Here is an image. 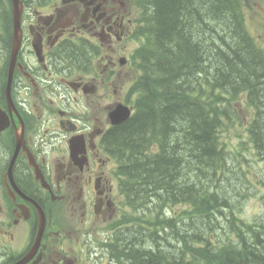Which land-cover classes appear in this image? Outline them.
I'll use <instances>...</instances> for the list:
<instances>
[{
  "label": "flooded vegetation",
  "instance_id": "af4514ba",
  "mask_svg": "<svg viewBox=\"0 0 264 264\" xmlns=\"http://www.w3.org/2000/svg\"><path fill=\"white\" fill-rule=\"evenodd\" d=\"M140 21L137 0H0V264H114Z\"/></svg>",
  "mask_w": 264,
  "mask_h": 264
},
{
  "label": "trees",
  "instance_id": "16d2710c",
  "mask_svg": "<svg viewBox=\"0 0 264 264\" xmlns=\"http://www.w3.org/2000/svg\"><path fill=\"white\" fill-rule=\"evenodd\" d=\"M137 1L135 113L110 132L133 215L110 249L113 263L264 264V216L222 221L247 175L222 138L240 106L251 114L249 152L264 162V48L246 19L253 0Z\"/></svg>",
  "mask_w": 264,
  "mask_h": 264
},
{
  "label": "rangeland",
  "instance_id": "374dc122",
  "mask_svg": "<svg viewBox=\"0 0 264 264\" xmlns=\"http://www.w3.org/2000/svg\"><path fill=\"white\" fill-rule=\"evenodd\" d=\"M247 25L251 33L256 37L259 44L264 48V0H253L251 8L248 9ZM139 44L133 43L129 45L130 49H136ZM238 116L240 120H236L232 123H226L225 132L222 135L225 147L227 150H231L239 156L241 166L246 171L247 175L242 177V181L238 184V188H234L233 195L235 199L232 200V212L230 209H226L224 212L225 218H222L225 223L226 218H231V214L234 213L237 218L246 221L254 222L261 220L264 216V162H261L260 166L257 161L259 158L252 155L249 150L247 128L251 114L248 113L242 106H240ZM243 159L247 160L244 161ZM187 206L180 205L175 207V210L179 214L186 209ZM129 214L131 211L125 209L124 213ZM171 214L172 211L169 210ZM233 214V215H234ZM227 234L230 235V225H225ZM220 235H223L219 230ZM171 240V237H169ZM163 241V240H162ZM176 245V244H175ZM173 245V246H175ZM169 248L168 245H165ZM170 249V248H169Z\"/></svg>",
  "mask_w": 264,
  "mask_h": 264
},
{
  "label": "water",
  "instance_id": "95a60500",
  "mask_svg": "<svg viewBox=\"0 0 264 264\" xmlns=\"http://www.w3.org/2000/svg\"><path fill=\"white\" fill-rule=\"evenodd\" d=\"M20 17V13H19V10H18V13L16 14V18H19ZM16 26H17V30L19 29V20L17 19L16 20ZM19 42H20V39L17 40L16 44H15V51L19 48ZM111 119L113 121V124H119L121 122H124L125 120H127L129 117H130V111L128 109H125V108H119L117 109L114 113L111 114ZM44 228V218H43V222H42V227H41V231L43 230Z\"/></svg>",
  "mask_w": 264,
  "mask_h": 264
},
{
  "label": "bare ground",
  "instance_id": "6f19581e",
  "mask_svg": "<svg viewBox=\"0 0 264 264\" xmlns=\"http://www.w3.org/2000/svg\"><path fill=\"white\" fill-rule=\"evenodd\" d=\"M143 16H144V15H143ZM146 79H147V78H146ZM203 98H204V97H203ZM204 99H205V98H204ZM228 99H229V98H228ZM207 115H208V114H207ZM254 116H255V115H254ZM117 132H118V131H117ZM124 156H125V155H124ZM224 163H225V162H224ZM226 163H227V162H226ZM227 164H229V163H227ZM226 166H228V165H226ZM123 171H124V170H123ZM224 171H225V169H224ZM227 171H228V170H227ZM235 171H236V170H235ZM229 172H230V171H229ZM236 172H237V171H236ZM225 173H226V172H225ZM187 174H188V173H187ZM220 175H221V174H220ZM182 177H183V176H182ZM187 178H188V177H187ZM197 184H198V183H197ZM216 184H217V183H216ZM218 186H219V185H218ZM212 187H213V186H212ZM214 189H215V188H214ZM214 189H213V190H214ZM219 189H220V188H219ZM126 191H127V190H126ZM221 192H222V190L220 191V193H221ZM221 195H222V194H221ZM163 200H164V199H163ZM152 204H153V203H152ZM156 206H157V205H156ZM159 207H160V206H159ZM225 207H226V206H225ZM220 208H221V207H220ZM220 208H219V209H220ZM154 209H155V208H154ZM188 210H189V209H188ZM151 211H152V210H151ZM184 211H185V210H184ZM153 212H154V210H153ZM219 212H220V211H219ZM163 213H164V212H163ZM182 213H183V212H182ZM184 213H185V212H184ZM165 214H166V213H165ZM233 214H234V213H233ZM163 215H164V214H163ZM167 215H168V214H167ZM234 215H235V214H234ZM164 216H165V215H164ZM194 217H195V215H194ZM199 217H200V216H199ZM205 217H206V216H205ZM213 217H214V216H213ZM163 218H164V217H163ZM168 218H169V217H168ZM239 218H240V217H239ZM194 219H195V218H194ZM197 219H198V218H197ZM207 219H209V218H207ZM213 220H214V219H213ZM230 220H231V219H230ZM230 220H229V221H230ZM185 221H187V220H185ZM242 222H243V221H242ZM174 223H175V222H174ZM182 223H183V221H182ZM185 223H186V222H185ZM245 224H246V223H245ZM249 224L252 225L251 223H249ZM254 224H255V223H254ZM258 224H259V223H258ZM258 224H257V225H258ZM177 225H178V224H177ZM236 225H237V224H236ZM206 229H207V228H206ZM242 229H243V228H242ZM258 229H259V228H258ZM151 230H152V229H151ZM151 230H150V231H151ZM166 230H167V229H166ZM244 230H245V229H244ZM183 231H184V230H183ZM230 231H231V229H230ZM242 231H243V230H242ZM148 232H149V231H148ZM148 232H147V233H148ZM151 232H152V231H151ZM169 233H170V232H169ZM190 233H191V232H190ZM149 235H150V234H149ZM149 235H148V236H149ZM183 235H184V233H183ZM194 235H195V234H194ZM249 235H250V233H249ZM249 235H248V236H249ZM159 236H160V235H159ZM187 237H188V236H187ZM190 237H191V236H190ZM243 237H244V236H243ZM251 237H252V236H251ZM253 237H254V236H253ZM140 238H141V236H140ZM142 238H144V237H142ZM198 239L200 240V238H198ZM171 240H172V239H171ZM141 241H142V240H141ZM162 242H163V241H162ZM172 242H173V241H172ZM179 242H180V241H179ZM90 243H92V242H90ZM181 243H182V242H180V244H181ZM197 243H198V242H197ZM175 244H176V243H175ZM177 244H178V243H177ZM182 244H183V243H182ZM198 244H199V243H198ZM155 245H156V244H155ZM188 245H189V244H188ZM190 245H191V244H190ZM225 245H226V244H225ZM163 246H164V245H163ZM163 246H162V247H163ZM168 246H169V245H168ZM191 246H192V245H191ZM193 246H194V244H193ZM196 246H197V245H196ZM218 247H219V246H218ZM224 247H225V246H224ZM166 248L168 249V247H166ZM179 248H180V247H179ZM182 249H183V248H182ZM219 249H220V248H219ZM154 250H155V249H154ZM157 250H158V249H157ZM174 250H175V249H174ZM155 251H156V250H155ZM177 251H178V250H177ZM183 253H184V252H183ZM156 254H157V253H156ZM177 254L179 255L178 252H177ZM187 259H188V258H187ZM187 259H186V260H187ZM115 262H116V261H115ZM128 262H129V261H128ZM129 263H130V262H129ZM129 263H128V264H129Z\"/></svg>",
  "mask_w": 264,
  "mask_h": 264
}]
</instances>
